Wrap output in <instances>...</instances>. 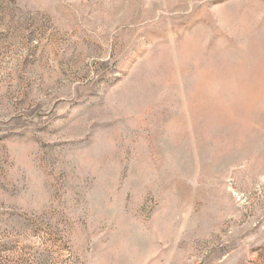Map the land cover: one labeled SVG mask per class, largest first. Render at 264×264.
Listing matches in <instances>:
<instances>
[{"label":"rangeland","instance_id":"obj_1","mask_svg":"<svg viewBox=\"0 0 264 264\" xmlns=\"http://www.w3.org/2000/svg\"><path fill=\"white\" fill-rule=\"evenodd\" d=\"M0 264H264V0H0Z\"/></svg>","mask_w":264,"mask_h":264}]
</instances>
